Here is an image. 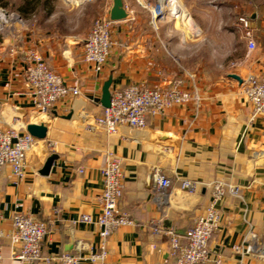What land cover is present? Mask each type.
I'll use <instances>...</instances> for the list:
<instances>
[{
	"label": "crops",
	"instance_id": "0c3cea01",
	"mask_svg": "<svg viewBox=\"0 0 264 264\" xmlns=\"http://www.w3.org/2000/svg\"><path fill=\"white\" fill-rule=\"evenodd\" d=\"M177 2L185 22L152 24L149 11L123 0L131 18L115 23L118 45L101 73L84 61L90 26L69 33L48 24L53 15L37 19L14 53L10 41L0 38V124L27 133L30 124L41 120L48 128L47 138L37 140L28 153L23 180L9 166L0 173V264H22L15 258L20 246L10 240L16 213L48 225L45 256L74 254L76 241L99 246L100 226L81 219L101 212V171L109 151L123 159L121 208L135 225L111 234L108 264H175L168 239L154 235V227H173L182 235L192 229L206 214L210 184L217 181L237 186L240 194L221 202L222 222L210 241L212 257L222 256L223 264H264V115L252 119L253 107L243 94L249 76L264 81V0L212 1L192 10V16ZM89 3L98 18H109L113 0ZM246 10L256 42L251 52L238 26ZM30 50L81 95L39 115L26 74ZM110 79L111 92L131 85L170 89L182 81L200 101L150 116L144 129L122 126L109 135L102 123V96ZM52 155L57 160L44 176ZM157 170L176 183L166 194L154 181ZM178 179L201 185L194 193L185 192ZM249 230L256 236L248 241L255 251L241 257L235 247H247Z\"/></svg>",
	"mask_w": 264,
	"mask_h": 264
},
{
	"label": "built area",
	"instance_id": "2783aa9c",
	"mask_svg": "<svg viewBox=\"0 0 264 264\" xmlns=\"http://www.w3.org/2000/svg\"><path fill=\"white\" fill-rule=\"evenodd\" d=\"M73 9L83 8L92 0H63ZM141 7L151 13V23L166 22L174 17L173 5L169 0H137ZM169 11V12H168ZM173 11V12H172ZM170 13V14H169ZM114 25L109 18H98L94 21L84 45V61L93 65L96 73H101L108 63L111 52L118 43L113 38ZM238 26L244 33L249 52L255 50L256 42L251 22L245 16L238 19ZM28 26L23 18L16 13H10L0 8V33L11 43L12 52L19 49L24 41V32ZM27 79L30 84L36 108L41 115H47L56 103L67 98L81 95L78 87L68 85L65 80L52 70L36 50L27 54ZM243 94L253 107L252 119L264 115V81L249 76L243 85ZM200 98L196 92H189L183 87L182 81H175L170 89L143 88L131 85L115 89L111 92L110 106L104 109L102 123L109 135H115L122 126L132 129L147 127L150 116L165 114L174 106L190 103L198 104ZM37 140L29 133H22L15 128L4 127L0 124V173L9 166L15 178L23 180L27 172V156L34 148ZM83 173V169L79 170ZM104 188L98 197L101 212L97 216L84 215L81 221L87 224H97L101 228L102 241L95 249L91 245L76 241L74 254L61 256L43 255V242L48 235V225L35 220L30 215L16 213L12 219L13 232L10 240L13 246H20L15 256L22 264H108L107 242L111 234L122 227L134 226L135 221L130 214L121 208L124 195V165L123 159L114 152H107L106 164L102 169ZM158 190L168 193L176 183L156 171L153 175ZM179 188L185 192L194 193L201 185L198 181L178 179ZM212 199L206 214L195 221L192 229L180 234L175 228H165L161 225L154 227L156 236L168 239L170 256L175 264H223V257H212L210 241L222 222L221 202L228 195L239 196L240 188L224 182H214ZM252 230L246 237L245 243L255 240ZM241 257L252 254L255 247L248 243L245 248L235 247ZM3 260L0 246V262Z\"/></svg>",
	"mask_w": 264,
	"mask_h": 264
},
{
	"label": "rangeland",
	"instance_id": "374dc122",
	"mask_svg": "<svg viewBox=\"0 0 264 264\" xmlns=\"http://www.w3.org/2000/svg\"><path fill=\"white\" fill-rule=\"evenodd\" d=\"M177 3V0H170V2ZM185 10L192 14V10H200L204 8L206 4L210 2L220 3L223 1H229L230 3H237L238 0H179ZM20 0H10V6L5 8L10 13H16L21 16V13L17 10ZM133 2L141 8V5L137 2V0H133ZM55 12L51 17L50 22L48 23L50 26L57 28L59 31L73 33L80 30L83 27L90 26L92 28L94 20L98 18L97 9L93 8L92 3L87 4L84 8L73 9L67 6L63 0H56L54 3ZM45 12L42 11L41 8H38L34 14L29 17H22L28 27L33 26L35 20L43 21L45 20ZM249 11L246 10L244 16H248ZM192 16V15H191ZM183 22H185L183 20ZM237 23V22H236ZM3 37L0 33V38Z\"/></svg>",
	"mask_w": 264,
	"mask_h": 264
},
{
	"label": "water",
	"instance_id": "95a60500",
	"mask_svg": "<svg viewBox=\"0 0 264 264\" xmlns=\"http://www.w3.org/2000/svg\"><path fill=\"white\" fill-rule=\"evenodd\" d=\"M130 18H131V15L128 13L127 9L125 8L123 0H113V6L110 11L109 20L112 21L113 23H119V22L127 21ZM232 77L234 79L239 80L237 76H232ZM111 84H112V79L107 81L103 87L102 106L104 108H108L110 106ZM38 114L40 115V113ZM27 133H29L36 140L42 141L47 138L48 128L40 120L38 123L30 124L27 127ZM55 160H57L56 155H52L49 157L44 167V170L42 172L44 176L49 175Z\"/></svg>",
	"mask_w": 264,
	"mask_h": 264
},
{
	"label": "trees",
	"instance_id": "16d2710c",
	"mask_svg": "<svg viewBox=\"0 0 264 264\" xmlns=\"http://www.w3.org/2000/svg\"><path fill=\"white\" fill-rule=\"evenodd\" d=\"M56 0H20L17 10L21 13V17H29L34 12L41 8L45 17H50L55 12ZM10 6V0H0V8H8Z\"/></svg>",
	"mask_w": 264,
	"mask_h": 264
},
{
	"label": "bare ground",
	"instance_id": "6f19581e",
	"mask_svg": "<svg viewBox=\"0 0 264 264\" xmlns=\"http://www.w3.org/2000/svg\"><path fill=\"white\" fill-rule=\"evenodd\" d=\"M170 3L173 5V10H174V13H173L174 15L173 16L177 18V21H179L180 23H182L183 20H184L183 13H185V12L182 13V11H181V5L178 2L175 3V1L174 2H170Z\"/></svg>",
	"mask_w": 264,
	"mask_h": 264
}]
</instances>
